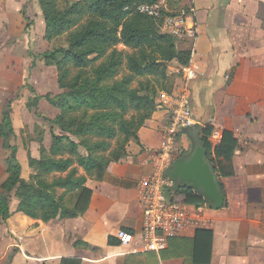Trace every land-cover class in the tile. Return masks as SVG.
I'll list each match as a JSON object with an SVG mask.
<instances>
[{
	"label": "crops",
	"instance_id": "1",
	"mask_svg": "<svg viewBox=\"0 0 264 264\" xmlns=\"http://www.w3.org/2000/svg\"><path fill=\"white\" fill-rule=\"evenodd\" d=\"M170 9L185 12L188 26L194 28L196 36L177 45L190 51L191 61L199 66L197 78L187 82L181 78L185 66L177 60L169 63L173 93L188 91L196 125L231 132L239 142L231 158L235 175L221 180L225 205L209 213L213 220L205 228L213 232L210 264H264V0H170ZM45 33L38 0H0V76L15 83L14 73L21 70L23 83L31 74L38 81L37 92L57 90L55 97L33 104L53 120L60 110L52 100L64 93L57 69L47 66L42 56L37 61L30 56L49 51ZM23 116L31 121L32 112ZM13 118L14 113L13 127L19 132ZM167 120V109L158 108L140 129L139 142H130L121 161L110 164L104 180H86L93 196L82 217L44 223L13 207L11 217L0 226V241L6 242L0 264L7 256L9 264H61L63 259H79L81 264H193L196 231L171 241L164 253L156 254V261L153 254L136 258L139 253L134 247H123L116 239L120 230L140 237V183L163 169L159 154ZM28 124L24 120L19 127ZM45 135L44 142L33 143L53 157L50 130ZM198 136L202 139L203 132ZM178 144L183 152L177 159L193 149V140L184 130ZM21 154L19 149L22 178L28 180L29 162ZM31 154L39 159L41 153ZM167 194L185 200L172 182Z\"/></svg>",
	"mask_w": 264,
	"mask_h": 264
},
{
	"label": "trees",
	"instance_id": "2",
	"mask_svg": "<svg viewBox=\"0 0 264 264\" xmlns=\"http://www.w3.org/2000/svg\"><path fill=\"white\" fill-rule=\"evenodd\" d=\"M38 2L46 24L45 40L52 43L68 37V46L41 55L47 66L56 67L64 93L52 100L60 110L49 120L53 157L44 150L39 159L29 155L28 181L21 179L18 147L9 142L14 135L12 104L3 110L0 136L9 156V177L2 186L8 194L0 196V221L4 222L12 214L13 189L17 213L31 219L48 223L58 217H82L93 196L86 180L103 181L110 164L121 161L130 142H139L140 129L159 108L160 94L174 91L169 63L177 60L187 66L191 60V52L179 50L177 40L163 33L158 21L136 11L138 6L153 5L157 0ZM120 45L129 52L118 51ZM55 127L61 135L54 132ZM212 132V127L204 128L202 141L224 190L221 180L235 175L231 158L239 142L233 133L223 132L213 157L209 141ZM178 193L189 205L205 204L192 190L180 189ZM109 243L114 244L112 238ZM212 248L213 232L197 230L193 264H210ZM145 254H153L152 260L157 257L156 253ZM81 263L79 259L61 262Z\"/></svg>",
	"mask_w": 264,
	"mask_h": 264
},
{
	"label": "built area",
	"instance_id": "3",
	"mask_svg": "<svg viewBox=\"0 0 264 264\" xmlns=\"http://www.w3.org/2000/svg\"><path fill=\"white\" fill-rule=\"evenodd\" d=\"M136 11L158 21L161 31L170 34L177 41L196 36L194 28L188 26L186 13L173 12L170 9V0H157L153 5H140ZM198 72V63L190 60L183 68L181 78L187 82L193 81ZM160 107L168 111L164 141L159 154L163 169L140 183L139 202L143 209V229L140 237L125 230L116 234L121 246L134 247L136 253L160 254L168 248L171 239L183 237L190 231L205 229L213 220L209 216L212 210L206 202L199 206L189 205L184 199L171 198L167 194V187L171 186V182L164 176V171L183 152L178 144L179 135L184 129L197 124L188 91L163 93L160 96ZM222 140L223 133L213 130L209 138L213 157Z\"/></svg>",
	"mask_w": 264,
	"mask_h": 264
},
{
	"label": "rangeland",
	"instance_id": "4",
	"mask_svg": "<svg viewBox=\"0 0 264 264\" xmlns=\"http://www.w3.org/2000/svg\"><path fill=\"white\" fill-rule=\"evenodd\" d=\"M67 36H64L60 39L54 40L52 43H49V51H52L54 49L57 48H61V47H66L68 46L67 44ZM179 42V41H177ZM118 51H120L121 53H128L129 50L126 49L123 46H119ZM38 54H32L30 53V56L32 58V60L37 61V59H39V56H41L42 54L36 53ZM46 70H44L45 72ZM0 73H2V71H0ZM21 73H23L21 70H17L15 71V76H14V80L15 83L13 81H7L5 80V78L0 76V126H3V110L4 108L7 106L8 103L12 104V113H14V122H15V128L18 129L19 132H17L14 129V135L10 136L9 138V142L11 143L12 146H17L18 147V153H19V149L22 151L21 157H27L28 162H29V155L32 156L31 153H41L42 150H39V145L36 143H33L34 141H38V140H46L45 135L46 132H48V130H50L51 133V128L53 127L50 123L49 120L46 117L43 116V114H41L39 111L41 108H36V106H34V102L35 101H39L41 99H51V96L55 97V91L53 89H49V92L52 93H48L47 94V90L43 89L40 92H37V90H35L36 86L38 85V81L35 80L34 77L29 76L25 82L23 83V77L21 76ZM3 76V74H2ZM40 80V79H37ZM165 93V92H163ZM161 93L160 96L163 94ZM36 97V98H35ZM35 99V100H34ZM26 101V103H25ZM159 103H160V97H159ZM42 107V106H40ZM14 109V110H13ZM28 111L32 112V118L31 121H29L28 118H23V114L27 113ZM34 111L36 112V115L34 113ZM24 120L26 122H28L29 124L26 125L25 127L22 126L24 128H20L19 125L21 123L24 122ZM59 128L55 127L54 132L56 133V131ZM61 134V133H59ZM47 142V141H46ZM30 152H29V150ZM32 149V151H31ZM191 149V148H190ZM190 149L187 151L189 152ZM18 153H17V159H18ZM41 156V154H40ZM8 153L5 149V144H4V140L3 138L0 136V196L1 195H7L8 193H6L4 190H2V186L6 183V180L9 177V165L7 162L8 159ZM33 157V156H32ZM34 158V157H33ZM19 161V160H18ZM20 163V162H19ZM30 174V172H29ZM30 177V176H29ZM21 179L23 181H28V180H24L22 178V169H21ZM15 193H16V189H13L11 192V205L10 208L13 209V207H16L17 205V200L15 198ZM169 195V194H168ZM181 199V198H178ZM3 222L4 221H0V226H3ZM6 245L5 240H1L0 241V254H2V248ZM9 260L10 258L7 256L4 260V262L2 264H9Z\"/></svg>",
	"mask_w": 264,
	"mask_h": 264
},
{
	"label": "water",
	"instance_id": "5",
	"mask_svg": "<svg viewBox=\"0 0 264 264\" xmlns=\"http://www.w3.org/2000/svg\"><path fill=\"white\" fill-rule=\"evenodd\" d=\"M204 127L196 125L184 129L193 140V149L187 155L176 159L165 171L164 176L178 189L192 190L201 197L213 211H219L225 205V193L213 164L207 158V150L199 132Z\"/></svg>",
	"mask_w": 264,
	"mask_h": 264
}]
</instances>
